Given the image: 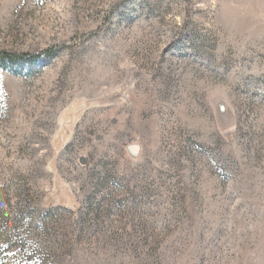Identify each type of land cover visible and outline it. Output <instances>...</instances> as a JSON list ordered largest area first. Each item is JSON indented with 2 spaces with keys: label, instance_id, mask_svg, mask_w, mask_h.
<instances>
[{
  "label": "rangeland",
  "instance_id": "rangeland-1",
  "mask_svg": "<svg viewBox=\"0 0 264 264\" xmlns=\"http://www.w3.org/2000/svg\"><path fill=\"white\" fill-rule=\"evenodd\" d=\"M7 56L0 264H264V0H0Z\"/></svg>",
  "mask_w": 264,
  "mask_h": 264
},
{
  "label": "trees",
  "instance_id": "trees-1",
  "mask_svg": "<svg viewBox=\"0 0 264 264\" xmlns=\"http://www.w3.org/2000/svg\"><path fill=\"white\" fill-rule=\"evenodd\" d=\"M15 58H16V57H9V56H7V57L2 58V59L0 60V63L3 62L4 64H11ZM89 206H90V205H89ZM89 206H88V208H90Z\"/></svg>",
  "mask_w": 264,
  "mask_h": 264
}]
</instances>
